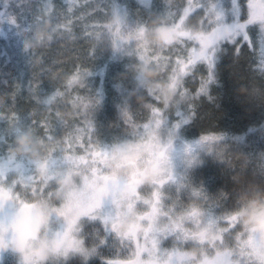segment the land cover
<instances>
[{
  "label": "snow or ice",
  "instance_id": "1",
  "mask_svg": "<svg viewBox=\"0 0 264 264\" xmlns=\"http://www.w3.org/2000/svg\"><path fill=\"white\" fill-rule=\"evenodd\" d=\"M22 4H28L27 14ZM76 4L77 0H62L60 5L56 0L43 5L17 0L4 14L10 34L19 36L21 25L35 29L47 20L61 39L60 59L52 60L44 73L53 79L52 91L37 95L34 109L23 117L14 106L0 110V125L12 136L23 119L49 146L46 156L34 162L11 155L12 141L4 145L0 160V264H41L25 250L19 254L13 250L22 239L33 240L17 230L16 224L21 217L31 222L38 209L48 212L46 235L55 242L43 264H91L93 259L99 264H193L187 253L191 246L201 249L196 264H264V245L258 234L242 229L236 219L240 192L248 184L264 191V151H250L243 137L215 125L179 149L176 146L181 130L200 120L205 107L219 110L226 92L264 111V0H230L231 22H226V14L215 0H183L175 11L165 2V11L158 17L170 21L162 27L178 31L179 40L165 43L161 39L149 53L153 60L141 49L136 57L141 66L163 62L161 79L183 102L161 104L155 93L136 87L139 77L128 69L124 75L130 77L132 87L126 99L130 101L132 92L142 97L138 105L142 118L137 119L124 104L120 111L125 135L112 143L97 137L92 110L101 99L81 94L83 77L92 74L88 65L100 46L110 43L116 51H121L125 42L131 46L134 36L146 32L147 22H133L115 5L103 10L102 18L92 20L98 12L80 13ZM140 4L151 17L147 0ZM85 16L90 22L78 28ZM113 19L116 25L110 27ZM53 40L50 38L48 49ZM30 89L38 93L39 84L33 82ZM145 141L154 146L155 153L142 157L137 167L154 159L164 172L151 184L134 186L128 207L136 212L143 230L122 233L117 228L123 214L117 196L129 182L115 176L108 161L121 142ZM212 145L218 150L212 151ZM205 154L216 169L209 174L208 187L189 176ZM38 170H43L44 179L37 178ZM65 177L71 180V187L54 199L56 180ZM192 200L202 206L190 207ZM181 210L215 230L217 239L211 250L207 241L197 240L195 234L182 231L175 223L173 213ZM154 213H163L171 226L162 230L152 223ZM68 241L73 242L71 248ZM105 250L110 254L104 255Z\"/></svg>",
  "mask_w": 264,
  "mask_h": 264
},
{
  "label": "trees",
  "instance_id": "2",
  "mask_svg": "<svg viewBox=\"0 0 264 264\" xmlns=\"http://www.w3.org/2000/svg\"><path fill=\"white\" fill-rule=\"evenodd\" d=\"M36 2L43 5L47 0H29V4ZM61 2L62 0H56L58 5ZM165 2L173 6L171 10L175 11V8L181 5L183 0H148L147 3L152 10L151 17L142 8L140 0H88L87 4L83 0H77L78 12H98L97 15L91 17L92 20L102 18V11L115 5L119 7L122 13L127 12L133 22L137 20L147 22L146 32L138 35L142 38L141 41L132 42L131 46L125 42L121 51L114 50L110 43L100 46L95 58L88 65L92 74L83 77L85 87L81 90V94L97 95L101 99V104L92 110V119L97 137L103 143H112L125 135L120 111L124 104H127L128 110L134 113L137 119L142 118L138 109L142 97H136L135 93L132 92L130 101L126 99L129 96V89L132 87L130 77L124 75L128 69L133 75L139 77L136 80L137 88L151 91L157 95L163 87L168 85L161 79L165 71H162L157 63H148L141 66L137 57L131 53V51L138 48V44H145L148 37H154L156 30L162 29L163 25L170 23V21L158 17V14L165 11ZM16 4L17 0H0V25H7L4 14ZM21 7L27 14L28 4H22ZM89 22L88 16H85L78 28ZM110 27H115L112 25V20L110 21ZM19 32V36L0 32V110L14 106L16 111L23 117L34 109L37 95L43 97L52 91L53 79L44 75V73L51 66L52 60L60 59L58 40L61 38L51 30L47 20L35 29L28 24L21 25ZM50 38L54 40L51 48L48 49ZM33 82L39 84L38 93L30 89ZM240 94H242V90ZM177 99L181 98L177 96ZM220 103L219 110L207 107L202 109V118L195 124L185 126V129L181 130L180 133L183 138L195 140L210 125H215L220 130L230 132L232 135L241 136L245 141L256 135L259 130H262L264 111L258 107L241 103L236 100L235 94L227 92ZM10 141H12V146L9 150L13 148L24 150L26 146L27 149L32 148L33 153L31 154L36 157L46 156L49 151V146L41 141L36 130L29 127L27 121L23 119L14 136L8 129L0 125V160L3 159L4 145ZM125 143H121L122 148L139 147L133 152H142L140 146L143 142ZM180 143V141H176V145H180ZM116 151L114 153L117 155ZM233 159L243 160L244 157L233 156ZM204 161H206V164ZM213 163L212 160L207 159V154H205L201 163L195 165L189 173L204 178L216 171L215 168L211 167ZM160 175L162 174L157 176L161 177ZM207 180L208 177L205 179L208 186ZM258 191L261 190L257 185L248 184L240 192V207L248 206L255 197L260 198ZM195 221L194 224L197 225L198 220ZM91 264H99V261L93 259Z\"/></svg>",
  "mask_w": 264,
  "mask_h": 264
},
{
  "label": "rangeland",
  "instance_id": "3",
  "mask_svg": "<svg viewBox=\"0 0 264 264\" xmlns=\"http://www.w3.org/2000/svg\"><path fill=\"white\" fill-rule=\"evenodd\" d=\"M148 1V0H147ZM216 4L220 5L222 10L226 14V22H231V6H230V0H215ZM112 25H116V21L112 20ZM2 26V27H1ZM0 32L6 34L8 32L7 25L3 26L0 25ZM180 37V33L176 30H167L165 28L156 30V33L154 34V37H148L145 41V44L143 45H137V49L145 50V57L148 60H153L154 57H151L149 53L151 52V49L154 45H157L161 42V39L165 43H172L174 41H178ZM151 39V40H150ZM137 40L141 41L142 38L139 36H134L132 38V42H136ZM127 43V42H126ZM138 43V42H137ZM136 43V44H137ZM137 49L131 51L132 55L136 56ZM154 64V63H152ZM162 71H165V65L163 62L157 63ZM158 99L160 100L161 104L163 105H175L178 103L183 102L182 99H177V95L175 94L173 88L168 84L166 87H163L161 91L157 94ZM185 127L183 128V130ZM194 139H185L183 138L182 134L180 133L179 139L177 141H180V145H176L177 149L180 148L182 143L193 141ZM246 146H250V148L255 152L264 151V133H262V130L257 132L256 135H253L250 139L246 140ZM123 144H126L125 142H121ZM139 148V147H137ZM137 148H126L120 145L116 150L118 153L117 155L115 153L112 154L111 159L108 161V166L111 168L112 173L115 176L120 177L121 179H124L129 182V187L126 189L121 190L118 193L117 199L119 201V206L123 211V214L120 218V222L117 225V228L122 233H130V232H140L143 230L142 224L134 210H131L128 207L129 200H130V192L134 190V186L138 183L143 184H151L153 181H155L159 176L158 174L163 175V168L155 162L154 159H148L145 163H143L141 166L137 167L138 161L141 160L142 157H153L155 153V148L153 145H151L149 142L145 141L141 144L140 148L142 152L139 151L137 153L133 152L137 150ZM212 151H217V146L212 145L211 146ZM10 154L13 156H19L24 157L26 160H32L34 162L40 161L45 156H33L31 153H33L32 148H28L25 146L24 150L20 149H12L9 150ZM120 155V156H119ZM119 156V158H117ZM240 157V156H239ZM207 161V160H206ZM206 161L204 163L206 164ZM199 165V164H197ZM211 167L214 169V163L211 165ZM43 173V170H39ZM37 173V177H38ZM44 174V173H43ZM160 175V176H162ZM190 178L197 184H203L206 185L205 179L206 177H209L207 175L204 178H200V175H195L189 173ZM208 181V180H207ZM56 186L57 191L54 195L55 198H59V196L68 191L71 187V180L68 177L57 179L56 180ZM205 187H208L207 185ZM166 195L168 194V191L166 190ZM194 203V207H201L202 202L199 201H191V203ZM228 207H231V205H228ZM175 216V223L180 226H184L181 229L182 231L187 233H193L195 234L197 240L201 241H207V247L208 249H212L215 241L217 239L216 232L213 228H210L206 225H203L199 223L197 225H193L191 223L196 220L195 217L189 216L186 214L184 210H181L180 212L173 213ZM248 212L245 210H238L236 219H238L240 226L242 229H250V220L247 217ZM164 214H153L151 220L152 223H156L159 225V227L163 229H167L171 225L170 220H165ZM41 223V210H36L35 214L32 217L31 222L28 221L26 217H21L16 224L17 230L26 232L28 235L33 237V239H36L34 233L35 230H37L40 227ZM202 225V227H200ZM92 229L89 228L88 231H91ZM67 246L71 248L73 246L72 241H68ZM55 248V242L52 241L51 243H45L42 249V253L46 254L47 257L49 256L50 252ZM17 254L21 253L24 249L19 246V244L13 249ZM187 253L189 256L193 258V264L196 262V258L199 257L201 254V249L198 246H191L187 249ZM110 252L108 250H105L104 255H109Z\"/></svg>",
  "mask_w": 264,
  "mask_h": 264
},
{
  "label": "clouds",
  "instance_id": "4",
  "mask_svg": "<svg viewBox=\"0 0 264 264\" xmlns=\"http://www.w3.org/2000/svg\"><path fill=\"white\" fill-rule=\"evenodd\" d=\"M38 179H44V174L38 170ZM48 212L46 210H41V223L40 227L35 230V237L31 241L25 242L24 239L21 240L19 246L23 248L29 257H36L41 264L47 259V255L42 253V249L45 243H51V239L46 235L48 228Z\"/></svg>",
  "mask_w": 264,
  "mask_h": 264
},
{
  "label": "flooded vegetation",
  "instance_id": "5",
  "mask_svg": "<svg viewBox=\"0 0 264 264\" xmlns=\"http://www.w3.org/2000/svg\"><path fill=\"white\" fill-rule=\"evenodd\" d=\"M248 149L250 151H253L250 148V146H248ZM253 152H255V150ZM258 192H259L260 198L255 197L253 200L250 201L248 206H241L239 207V209L245 210L248 212L247 217L251 222L249 231L258 234L259 243L261 245H264V191H258ZM192 201L195 202L196 200H192ZM194 205L195 204L192 202L191 205L189 206L194 207ZM194 222L191 221L190 225L193 224ZM182 227L184 226H181V228ZM200 227H202V225ZM194 264H196V262Z\"/></svg>",
  "mask_w": 264,
  "mask_h": 264
}]
</instances>
